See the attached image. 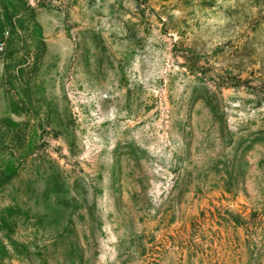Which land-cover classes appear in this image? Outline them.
<instances>
[{"label": "rangeland", "instance_id": "1", "mask_svg": "<svg viewBox=\"0 0 264 264\" xmlns=\"http://www.w3.org/2000/svg\"><path fill=\"white\" fill-rule=\"evenodd\" d=\"M0 264H264V0H0Z\"/></svg>", "mask_w": 264, "mask_h": 264}]
</instances>
